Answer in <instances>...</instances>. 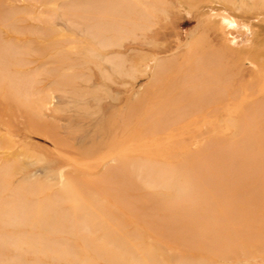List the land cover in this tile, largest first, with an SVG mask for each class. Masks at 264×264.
I'll return each instance as SVG.
<instances>
[{
  "label": "rangeland",
  "instance_id": "rangeland-1",
  "mask_svg": "<svg viewBox=\"0 0 264 264\" xmlns=\"http://www.w3.org/2000/svg\"><path fill=\"white\" fill-rule=\"evenodd\" d=\"M0 264H264V0H0Z\"/></svg>",
  "mask_w": 264,
  "mask_h": 264
}]
</instances>
